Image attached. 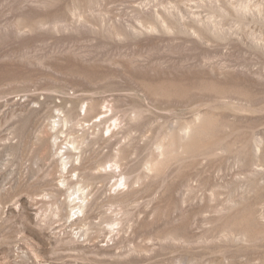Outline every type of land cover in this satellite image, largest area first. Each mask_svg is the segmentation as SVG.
<instances>
[{
  "label": "rangeland",
  "instance_id": "1",
  "mask_svg": "<svg viewBox=\"0 0 264 264\" xmlns=\"http://www.w3.org/2000/svg\"><path fill=\"white\" fill-rule=\"evenodd\" d=\"M0 264H264V0H0Z\"/></svg>",
  "mask_w": 264,
  "mask_h": 264
},
{
  "label": "bare ground",
  "instance_id": "2",
  "mask_svg": "<svg viewBox=\"0 0 264 264\" xmlns=\"http://www.w3.org/2000/svg\"><path fill=\"white\" fill-rule=\"evenodd\" d=\"M81 211H82V205H80Z\"/></svg>",
  "mask_w": 264,
  "mask_h": 264
}]
</instances>
